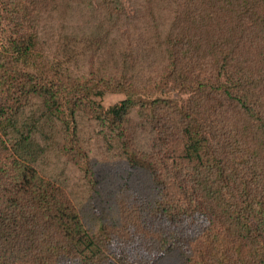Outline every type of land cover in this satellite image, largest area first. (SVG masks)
Returning a JSON list of instances; mask_svg holds the SVG:
<instances>
[{
  "label": "trees",
  "instance_id": "16d2710c",
  "mask_svg": "<svg viewBox=\"0 0 264 264\" xmlns=\"http://www.w3.org/2000/svg\"><path fill=\"white\" fill-rule=\"evenodd\" d=\"M45 1L5 5L26 17ZM134 6V27L114 37L101 36V19L84 26L77 43L59 33L50 44L57 67L47 77L17 64L16 53L37 43L35 26L23 33L18 22L8 46H0V264H133L130 249L115 253L84 225L76 205L94 194L68 191L57 161L76 162L83 137L75 122L92 96L109 85L162 80H184L183 89L193 92L181 109L158 97L141 117L187 139L199 117L204 133L196 129L200 142L169 161L159 155L161 144L131 160L147 202L146 210L125 213L126 221L134 219V264H158L157 253L177 251L179 264H264V0H134ZM32 19L40 20L37 13ZM87 56L98 66L90 63L83 77L73 70ZM133 107L122 99L95 114L116 129ZM228 116L234 120L226 135ZM185 174L188 184L180 182ZM99 180L90 183L96 188Z\"/></svg>",
  "mask_w": 264,
  "mask_h": 264
},
{
  "label": "rangeland",
  "instance_id": "374dc122",
  "mask_svg": "<svg viewBox=\"0 0 264 264\" xmlns=\"http://www.w3.org/2000/svg\"><path fill=\"white\" fill-rule=\"evenodd\" d=\"M5 2L7 0H3V3L0 4V46H8L10 28L16 26L18 22L24 27L20 29L23 33H25V28L34 30L32 26H35L37 43L30 51L16 53L17 64L21 68L35 71L44 77L52 73V68L56 69L57 67V63L50 60L56 44L53 49L50 48V44L57 43L59 33L74 36L77 43L80 40V32L85 31L84 26L97 23L100 19L102 20L101 36L114 37L117 33L126 32L129 28L134 27V0H47L36 9L40 18L38 22H34L32 19L36 16L34 11L32 15L29 14L25 17L9 10ZM105 4L111 7V12L104 9ZM10 12H14L15 15ZM129 33L132 32L129 31ZM32 34L34 33L27 36ZM94 59L91 61V56L81 59L73 72L87 77L90 63H93L92 68L98 66L93 62ZM50 78L51 76L48 77V79ZM185 85L187 84L184 80L180 82V85L176 81L162 80L156 85L140 88L120 86L114 89L109 85V90H105L101 95L92 96V99L88 100L90 106L78 113L75 132L78 133L76 123L79 119V125L81 124L79 133L83 137V143L81 148H74L78 149L74 156L76 162L67 160L66 156L57 161L60 166L58 170L65 166L62 172L68 191L81 197L83 192L87 191L94 194L91 200L88 201L83 197L85 199L83 203L76 205L84 225L91 232L102 235L105 240L110 241L111 250L115 253L120 255L125 253L126 249H130L133 264L134 219L126 221L129 217L125 213L134 211V207L138 206H141L142 210H146L147 202L145 192L137 182H134V166L130 164L131 160L139 158L140 154L147 150H154L153 147L156 144L162 145L159 155L163 160L172 159L184 146H193L200 142V140L195 141L201 136L196 132V129L200 130L201 134L204 133V130L199 128L201 125L199 117L197 123L193 125L194 128L190 129L192 134L187 139L188 135L185 136L184 132L180 137H177L172 128L165 123L150 127L148 121H145L141 114L151 112L152 102L158 97L172 99L175 101V108L181 109L193 92L190 88L184 90ZM94 87L100 88L97 84ZM91 90L92 87L87 90L86 94L90 95ZM122 99L134 102L130 120L125 121L116 129L102 125L100 119L96 118L95 112L106 110ZM142 104L150 109H142ZM134 110L140 117L136 116ZM226 120H229L226 125L228 128L226 135H228L234 116L230 119L228 116ZM99 129H102V135L99 134ZM54 130L61 132L63 128L58 126ZM122 131L125 136L120 138V135L118 136L116 133ZM124 143H127L126 148L123 146ZM201 148L207 151L210 146L206 143ZM55 149L58 151L59 148ZM134 150L138 153L134 154ZM94 178L100 179L96 188L90 183V180H94ZM187 179H191L190 174H185L184 179L180 182L188 184ZM87 198H90V195ZM104 218L109 219L110 222L107 220L106 223ZM116 232L121 234L120 240L114 238ZM135 244H137L136 241ZM137 247L142 246L138 244ZM149 253L155 255L157 252L152 249ZM157 254L161 258L158 264H179L181 261L178 251L170 255ZM142 263H144V259Z\"/></svg>",
  "mask_w": 264,
  "mask_h": 264
}]
</instances>
